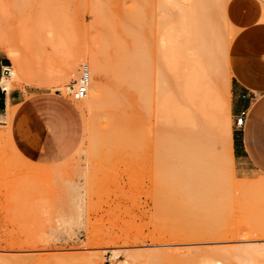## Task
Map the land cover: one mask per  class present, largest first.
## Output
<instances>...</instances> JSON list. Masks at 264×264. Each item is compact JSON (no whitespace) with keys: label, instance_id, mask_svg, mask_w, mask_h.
Returning <instances> with one entry per match:
<instances>
[{"label":"rangeland","instance_id":"1","mask_svg":"<svg viewBox=\"0 0 264 264\" xmlns=\"http://www.w3.org/2000/svg\"><path fill=\"white\" fill-rule=\"evenodd\" d=\"M255 7L264 0H0V57L13 68L9 46L20 60L17 77L4 78L27 102L0 111V264H264V178L238 171L231 152L234 74L246 51L264 47L247 39ZM170 38L182 48L173 72ZM204 40L215 44L206 58ZM70 56L80 64L66 77ZM83 66L91 86L76 101L66 88ZM122 71L134 80L120 84ZM204 78L219 100L200 138L190 94ZM172 97L192 117L178 154ZM38 98L60 107L53 139Z\"/></svg>","mask_w":264,"mask_h":264},{"label":"crops","instance_id":"2","mask_svg":"<svg viewBox=\"0 0 264 264\" xmlns=\"http://www.w3.org/2000/svg\"><path fill=\"white\" fill-rule=\"evenodd\" d=\"M256 25L248 28L254 30L247 38L250 39L248 42L251 44L260 37L261 44L264 45V27L255 28ZM255 50L256 52L251 50L245 52L243 65L246 70L238 68L231 85L232 117L235 119L241 111L246 112L244 126L241 129L235 128L231 134V152L238 171H245L246 167L264 178V47ZM6 64V61L0 57V84L4 78L2 69L6 67ZM252 95H260V99L253 102ZM44 100L36 99L33 104L34 111L42 127L50 130L48 132L52 138L53 119L60 112V107L54 99ZM26 103L24 94L20 90L13 89L6 92L0 86V111L7 106L8 110ZM58 148L62 157L70 153L69 147L65 145Z\"/></svg>","mask_w":264,"mask_h":264},{"label":"bare ground","instance_id":"3","mask_svg":"<svg viewBox=\"0 0 264 264\" xmlns=\"http://www.w3.org/2000/svg\"><path fill=\"white\" fill-rule=\"evenodd\" d=\"M169 2V1H168ZM214 8V7H213ZM252 12V14L251 15H253V19H254V22H256L257 24H264V9H258V8H253V10L251 11ZM184 14V13H183ZM183 14H182V17H183ZM246 15V14H245ZM192 16V15H191ZM181 17V16H180ZM214 17V16H213ZM181 19V18H180ZM217 19V18H216ZM209 20V19H208ZM180 21V20H179ZM190 21V20H189ZM181 22V21H180ZM180 22H179V24H180ZM193 22H195L194 20H193ZM197 22V21H196ZM195 22V23H196ZM203 22V21H202ZM185 23H187V22H185ZM200 23H201V21H200ZM212 23V22H211ZM178 24V25H179ZM199 24V23H198ZM209 24V23H208ZM172 25V24H171ZM203 25H204V23H203ZM206 26H207V24H205ZM217 25V24H216ZM173 26V25H172ZM180 26V25H179ZM168 27V26H167ZM180 27H185V26H180ZM197 27H199V26H197ZM173 28V30L175 29L174 27H172ZM178 29V28H177ZM193 29H194V27H193ZM202 29V28H201ZM169 30V29H168ZM190 31H192V30H190ZM200 31V30H199ZM174 32H176L175 30H174ZM174 32H171L170 34H169V36H175L176 38H178L177 37V35L175 34H172V33H174ZM187 32H189V31H187ZM204 32V31H203ZM212 32H213V29H212ZM211 32V33H212ZM166 33V32H165ZM192 33H194V31L192 32ZM191 33V34H192ZM200 33H202V32H200ZM206 33V32H205ZM204 33V35L206 36H203V39H205V38H208L207 36H209L211 39H212V35H213V37L215 38V34H213L212 33V35H210V33L209 34H205ZM172 34V35H171ZM183 34H184V32H183ZM183 34L182 35H180V37L181 36H183ZM190 34V33H189ZM196 34V33H195ZM202 35V34H201ZM193 36V35H192ZM200 36V35H199ZM165 37V36H164ZM179 37V38H180ZM167 38V37H166ZM165 38V39H166ZM194 38H195V36H194ZM200 38H201V36H200ZM175 39V38H174ZM174 39H167L168 41H162V42H165V46H167V47H165L166 49H167V52H166V50H165V48H164V53L166 54H164L165 55V57H167L166 58V60H169L168 61V63H166V67H167V69H168V71H169V68H170V72L172 71V69H173V71H175L176 69H178V68H176V66H177V64H178V62L179 61H177L176 60V63H174V58L176 59L178 56H180V55H178V52H176V51H179V54H181L180 53V50L179 49H182L180 46H179V44H181L180 42H179V44H177V42L178 41H176V39L174 40ZM197 38H195L194 40H196ZM179 40V39H178ZM209 40V39H208ZM215 40H216V38H215ZM205 42H207L206 40H204ZM196 42V41H195ZM199 42V41H198ZM205 42H202V43H204V44H202L201 43V45L203 46V47H201L200 46V48H202V50H203V48H208V49H211V50H213V48H211V46L212 45H215L214 43H213V40L212 41H210V42H207V43H205ZM210 43V44H209ZM213 43V44H212ZM215 43H217V42H215ZM163 45H164V43H163ZM179 47H178V46ZM200 45V44H199ZM206 45V46H205ZM210 45V46H209ZM194 46V45H193ZM192 46V47H193ZM208 46V47H207ZM178 47V48H177ZM195 47V46H194ZM193 47V48H194ZM213 47V46H212ZM195 49V48H194ZM197 49V48H196ZM193 50V49H192ZM202 50H199V51H201V53H200V55L201 54H203L204 53V56H205V58L206 57H208L209 55H210V53L211 54H213V52L211 51H209V53L207 52V50L206 49H204L206 52H207V54H206V52H204V50H203V53H202ZM197 53V52H196ZM6 57L11 61V63H12V65H13V68H7L8 69V71H9V78H11V80L12 79H15V77H17L16 76V74H15V72H17V69H19V66H20V60H19V57L16 55V52H15V54H14V51L8 46L7 47V50H6ZM164 55H162V56H164ZM178 55V56H177ZM199 55V56H200ZM211 56V55H210ZM191 57V56H190ZM194 57L196 58V56H195V54H194ZM198 57V56H197ZM163 59H164V57H163ZM194 59V58H193ZM193 59H190L191 60V62L193 61ZM208 59V58H207ZM207 59L206 60H200V62H190L192 65L193 64H196L195 66L196 67H199L200 68V70L202 69H205V68H207V66H206V63L207 64H209L208 63V61H207ZM126 61L127 59H122V61ZM165 60V59H164ZM195 60V59H194ZM199 60H197V61H199ZM45 61H47V60H45ZM129 63H130V60H127ZM126 61V63H123V65H125V64H127L128 62ZM91 62H92V67H93V69H94V71H96V72H98L99 74H100V72H102L103 70H102V66H101V63L99 62V61H97V59L95 58V57H92V59H91ZM166 62V61H165ZM78 64H80V62L76 59V58H74V57H72L71 58V56H70V58H68L67 60H66V62H65V65H64V75L66 76V77H70V76H72L73 74H74V72H75V70H76V67H77V65ZM169 64V65H168ZM175 64V65H174ZM191 65V66H192ZM172 66H174V67H172ZM210 66V65H209ZM29 67V66H28ZM29 69V68H28ZM196 70H198V68H195ZM16 70V71H15ZM23 71H25L24 69H22ZM22 70H19V72L20 73H24V72H22ZM179 70V69H178ZM172 71V72H173ZM199 71V70H198ZM198 71H196L197 72V74H198ZM200 73H201V71H199ZM177 73V72H176ZM189 73V72H188ZM191 73V72H190ZM199 73V74H200ZM198 74V75H199ZM122 75H124V76H126V77H124V76H122ZM126 75H125V72H121V74H119V79L117 80V81H119L120 82V84H124V83H126L128 80H130V79H132V80H134V76L132 75V72H129V73H127L126 72ZM172 75H173V73H172ZM175 75V74H174ZM173 75V76H174ZM193 75H195V73H193ZM192 75V76H193ZM90 76H91V71H90ZM199 76H201V75H199ZM201 77H203V76H201ZM201 77H197V78H199V79H197L196 78V76H195V78L197 79V81L198 80H200V78ZM125 78H128V80H126ZM173 78V77H172ZM175 78V77H174ZM189 78V77H188ZM123 79V80H122ZM125 79V80H124ZM204 80V81H203ZM203 80H201L202 82H197V83H195L196 85H195V88H194V90L196 89V91H198V93H196V91H194V93H196V94H194V95H192V94H190L191 95V97L193 98V96H195L197 99H194V103H198L197 105H199V106H196L197 107V110H198V112H197V114L198 115H196V116H194L193 117V119L195 120V122H197V127H196V129H197V133H198V135H199V137L200 138H203V136H205L206 134H208L207 132L209 131V128L213 125L212 123H213V121H212V116L214 115V112L216 111V109H218V103L216 102V99H215V97H214V93L213 92H211L210 91V89H209V85H206V83L205 82H208V80H209V78H208V80H206L205 78L203 79ZM123 81V82H122ZM193 82V81H192ZM195 82V81H194ZM212 82V81H211ZM211 82H208V83H211ZM118 83V82H117ZM128 83V82H127ZM194 85V84H193ZM0 86H1V88L4 90V91H6V92H9V88H10V82H9V80H6L5 78H3L2 79V81H1V84H0ZM90 86H91V83H90ZM90 86H89V89H90ZM178 86V85H177ZM176 87V86H175ZM211 88V87H210ZM89 89H88V91H89ZM140 89H141V87H138V92L140 93ZM173 89H175V88H173ZM190 89V88H189ZM192 90H193V86H192V88H191ZM143 90V89H142ZM142 90H141V95H142ZM192 90H191V93H192ZM178 89H177V92L176 93H178ZM139 93H137V95L139 94ZM171 93V92H170ZM174 93V92H173ZM181 93V92H180ZM185 93H187V92H185L184 91V93L183 94H185ZM88 94V93H87ZM172 94V93H171ZM173 95V94H172ZM87 96V95H86ZM85 96V97H86ZM84 97V98H85ZM176 97V96H175ZM174 97V98H175ZM178 97V96H177ZM194 97V98H195ZM138 99H139V97H138ZM166 99H167V97H166ZM172 100H173V97H172ZM179 100H180V97H179ZM217 100H219V99H217ZM180 101H182V100H180ZM196 101V102H195ZM170 102V101H169ZM174 104H173V103ZM182 102H184V101H182ZM171 103H172V107H174L173 108V112L171 111L172 109H171V107H170V103H168L169 104V111H170V113L172 114V115H170V116H173L174 117V124H172V125H174L175 126V129L176 130H173V132H172V134L171 135H173V136H175L174 137V145H175V148H176V152H177V154L178 153H180L182 150H183V146H184V140L186 139V136H187V130L185 129V127H184V125H186V123L188 122V121H191V118L188 116V113H186V112H184V111H182L183 109V106L182 105H180L179 103H178V101H171ZM192 103H193V100H192ZM194 105V104H193ZM181 107V108H180ZM168 108V107H167ZM220 108V107H219ZM9 115H11L13 112H12V109L11 108H9ZM196 110V111H197ZM218 111V110H217ZM219 114L220 113H222L221 112V109H220V111L218 112ZM215 114H217V113H215ZM223 114V113H222ZM215 116V115H214ZM217 116H218V114H217ZM172 117V118H173ZM187 117H188V119H187ZM195 117L197 118L198 117V119H195ZM171 119V118H170ZM169 119V120H170ZM192 119V122L193 123H195L194 122V120ZM172 120L173 119H171V121L170 122H172ZM197 120V121H196ZM223 120V119H222ZM172 122V123H173ZM167 123H169V122H167ZM196 124V123H195ZM194 124V125H195ZM173 126V127H174ZM171 129H173V128H171ZM168 131V130H167ZM164 132V131H163ZM169 133H170V130L168 131ZM210 132V131H209ZM213 133H214V131H213ZM212 134V133H211ZM210 133L208 134V135H211ZM166 135V134H165ZM208 135H206V137L208 136ZM138 146V145H137ZM164 162H166V161H164ZM177 162H179V163H177V164H179V165H174L175 163H171V165L173 166H182V165H184L183 164V161H182V158H178V161ZM164 165H167L166 163H163Z\"/></svg>","mask_w":264,"mask_h":264},{"label":"built area","instance_id":"4","mask_svg":"<svg viewBox=\"0 0 264 264\" xmlns=\"http://www.w3.org/2000/svg\"><path fill=\"white\" fill-rule=\"evenodd\" d=\"M8 67L2 69V77L9 75ZM91 83L90 70L87 66H83L78 82L75 86H68L66 88V93L71 96L72 99L76 101L82 100L88 93V89ZM246 112L241 111L239 115L235 118V128L241 129L245 124Z\"/></svg>","mask_w":264,"mask_h":264}]
</instances>
